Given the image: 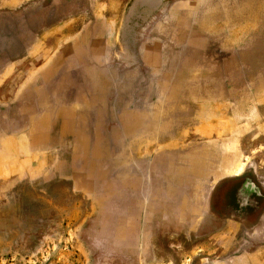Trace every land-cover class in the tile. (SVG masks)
Returning <instances> with one entry per match:
<instances>
[{"label":"rangeland","instance_id":"rangeland-1","mask_svg":"<svg viewBox=\"0 0 264 264\" xmlns=\"http://www.w3.org/2000/svg\"><path fill=\"white\" fill-rule=\"evenodd\" d=\"M41 1L44 4L47 2L11 0L10 7L0 3V15L5 18L7 25L10 21L11 32L20 30L28 33L26 37L32 32V39H36L32 56H28L21 67L32 69L36 64L50 62L32 76L31 86L11 105L10 121L2 114L3 106L0 105V128L7 130L8 123L12 127L16 120L21 124L27 121V129L35 136H43L44 140L47 138L48 145L50 140L45 135L51 133L55 126L58 125L69 136L73 129L74 136L70 139L80 147L74 151L72 160L75 182L82 187L84 172L85 175L87 172L91 176H99L98 168L95 167L99 156L108 157L113 151L122 156L130 139L134 140L136 136L139 139L145 132L154 137L157 127L173 126L192 114L196 120L213 128L215 134L210 139L197 141L196 151L189 152L187 163L194 168L188 167V174L202 171L206 177L205 172L214 174L218 164L220 177L226 174L220 180H225L235 176V169L223 171V167L244 163L241 170L245 176L243 179L255 188L261 185L260 182L264 184V0H200L202 7L196 21L189 23V31L182 28L178 15H171L164 24L165 30L172 31L168 41L173 46L183 48L165 52L159 58L151 54L141 62L136 58L138 70L131 69L137 68V64L120 68L118 63H127L124 56L109 55L106 62L114 64L112 71L110 67L95 65H100L98 54L103 41L100 40L101 29L98 24L92 23L90 28L87 26L83 29L81 16L86 15L87 20L95 16L90 14L94 8L87 7V0H52L48 7L42 5ZM84 3L89 8V14L82 11ZM90 3L93 4V0ZM107 14H111L110 11ZM67 48L69 52L60 55ZM114 49L112 46L111 50ZM55 54L58 57L51 60ZM25 73L18 71L12 79H18L21 74L22 79ZM110 77L123 81L113 92L111 88L108 90L109 83H113ZM155 81L161 84L152 88L161 94L159 96L163 93L167 101L165 110L159 114L158 123L159 111L155 104L159 101H154L149 112L151 115L147 117L140 114L134 123L126 127L127 135L105 134L100 138L103 146H99L97 141L101 125H105L108 120H115L114 111L118 107L125 111L130 108L127 99L123 100L121 94L126 95L132 86L138 91H149L152 88L148 82L152 85ZM115 90L120 98L111 101L109 95ZM86 95H90L92 107L102 106L103 113L94 115L91 112L90 118L89 113L87 119L83 117ZM44 96L53 102L55 109L59 108L60 111L63 108L62 114L53 117L50 122L41 119L37 110L38 102H42ZM201 99L203 104H200ZM138 100L134 106H151L143 105ZM70 101L76 108L73 116L66 110ZM43 104V110L50 112V106H45L44 101ZM30 115H35L39 123H33ZM130 119L127 116L122 118V122L126 123ZM94 138L97 139V145L90 144V148L85 151L90 154L88 156L82 147ZM141 138L146 137L143 135ZM183 138L178 137L180 140ZM216 147L218 151L212 152L211 149ZM130 164L117 170L125 174L131 171V175H140L142 169L146 170L140 156ZM113 165H116L115 162ZM24 176L8 178L0 171V264H152L148 262L149 257L145 256H142L145 262H120L122 259H132L130 256L121 257L124 251L141 254L145 249L138 247L126 250L122 248V242L116 243V222L122 217L110 215L109 209L100 207L98 191L86 193L77 186L72 188L70 180L61 177L54 182L38 184ZM31 176L34 178V175ZM221 184L227 185L226 182ZM262 199L264 195L259 205ZM257 230L261 232L260 235L264 233V217ZM102 238L109 239L108 244L111 246L104 247L106 242H101ZM235 238L243 239L242 232ZM206 239L208 237H204ZM194 240L195 237L187 236L186 252L183 251L184 256L180 258L182 261L171 264H198L200 257L194 252ZM240 241L243 244V240ZM101 243H104L103 246ZM114 244H118V247ZM257 251L256 255L263 254L262 250Z\"/></svg>","mask_w":264,"mask_h":264},{"label":"crops","instance_id":"crops-1","mask_svg":"<svg viewBox=\"0 0 264 264\" xmlns=\"http://www.w3.org/2000/svg\"><path fill=\"white\" fill-rule=\"evenodd\" d=\"M47 2L45 4L42 2V5L48 7L52 0H47ZM90 2L91 0L85 1L86 5L88 4L87 7L94 8L90 14L95 16L88 17V20L86 15L81 16L83 17V29L92 23L100 26V40L103 41V44L98 54L100 65H95L100 68L110 67L112 71L114 64L108 63L106 60L109 55L125 54L120 47L121 20L125 9L130 8L132 4L134 5L135 0H93V4ZM0 3L10 7L11 0H0ZM85 3L82 11L89 14V8L85 7ZM137 3L138 10L151 6V4L140 2V0ZM165 6L150 20L138 38L137 50L133 56L135 59L138 58L139 62L151 54L159 58L165 52L183 48L184 46H173L168 41L172 37V31L165 30L164 24L166 20L172 17L171 15L173 17L178 15L177 19L182 21V28L189 31L191 29L189 23L196 21L195 18L202 7V2L200 0H174ZM109 11L111 14H107ZM0 28L2 29L0 30V105L3 106L2 114L6 115L10 121L12 118L9 111L11 105L15 104L24 90L31 86L32 76H35L42 67L48 66L50 62L36 64L32 69H23L21 67L23 62L28 56H32L36 46V39L31 37L33 33L29 32V37H26L28 33H23L20 30L12 33L10 21L7 25L5 18L1 15ZM112 46L115 48L114 50H111ZM66 52H69V48L65 49V52L61 51L60 55H64ZM57 57L58 54H55L51 60ZM114 60L112 59V62H115ZM124 64L121 65L120 62L115 65L120 68H128L137 64V68L132 67L131 69L138 70V63L135 60ZM18 71H25L26 73L22 79H20L22 74L18 79H12ZM111 79H113V83H109L108 90L111 88L110 91L113 92V89L121 86L123 81L119 82L110 77V81ZM148 83L146 84L149 87L157 88L160 81H155L154 84L151 83L152 85L150 82ZM153 88L149 91H138L132 86V90L126 95L121 94V98L124 96L123 100L127 99L130 108L125 111L118 107L114 111L115 120H108L105 125H101L99 141H97L99 146H103L100 138H103L105 134L106 136H113V134L117 136V133L127 135L126 127L128 124L134 123L140 114L147 117L149 114L151 115L149 112L153 107L152 105L155 104L154 101H159L155 104L159 111L156 121L158 123L159 114L165 110L167 101H165L163 93L162 96H159L161 94L157 90L155 92ZM117 98L120 96L116 94V90L115 93H110L109 99L111 101ZM90 100V95H86V103L83 108L85 113L83 117L86 119L88 113V117H91V112L94 115L103 113L102 106L92 107ZM137 100L143 105L151 106H134ZM37 101L35 100V102ZM43 101L45 106H50V112L46 109L43 110ZM203 103L201 99L200 104ZM38 104L37 110H39L40 117L47 119V122L53 121V117H59L63 112V108L60 111L59 108L55 109L53 102H49L47 96H44L42 102L39 101ZM66 110L73 116L76 111L73 101H70V104L67 103ZM104 112L106 113V111ZM127 116H130L131 119L123 123L122 118H127ZM29 117L33 123L35 121L39 123L35 119V115ZM150 118L152 119V117ZM55 122L57 123L56 119ZM13 123L12 127L10 122L8 123L7 130L0 128V171L3 176L11 178L25 175L24 177L29 178L27 180L38 184L54 182L58 177H61L70 180L73 184L72 188L77 186L78 189L86 193L98 191L102 203L99 202L100 207L104 206L109 209L108 214L110 215L122 217L116 222V243L122 242V248L126 250L127 248L138 247L145 249L141 254L124 251V255L120 256L123 258L130 256L132 259H122L120 260L121 263L145 262L142 260V256L149 257L148 262L152 264L180 263L182 261L181 256H184L183 251L186 252V239L189 236L190 238L195 237L196 240L193 248L200 257L198 264H264V233L260 235L261 232L257 230L262 225L264 203L259 214L253 215L248 212L247 217L243 218V222L229 216L224 219L214 218L210 209L211 194L216 183L226 174L223 173L220 177V173L217 171L218 164H216L214 174L213 172L210 174L208 171L205 172L206 177L202 171L200 173L194 172L193 175L187 172L188 167L194 168L190 163L188 166L187 157L190 151H196V142L210 139L215 134L213 128L196 120L194 115L191 114L183 121L179 120L173 126L157 127V132L153 134L154 137H150L151 134L145 132L138 137L139 139H136V136L134 140H127L129 143L122 156L118 155L116 151L105 158L99 156L95 165L98 168L99 176H91L87 172L85 175L84 172L82 187L75 182L74 161L72 160L74 151L80 147L79 144H74L73 140L70 139L74 136L73 129H71L69 136L58 125L55 126L51 133L45 135L50 140V145H48L47 138L44 140L43 136H35L31 130L27 129L29 128L27 121H23L21 124L20 121L16 120ZM73 126L74 123L70 127ZM143 135L146 138L142 139ZM181 136L184 138L178 139ZM162 138L163 140H161ZM96 140L94 138L93 141L82 147L86 155L90 156L85 151L90 148V144L97 145ZM44 141L45 144H43ZM211 151H218V148L211 149ZM139 156L146 166L145 171L142 169V174L131 175V171L125 174L117 170L118 167L122 169L131 162L137 161ZM114 162L116 165H113ZM243 165L245 164H230L222 169L223 171L235 169L233 174L237 175L243 170ZM44 168L47 169L45 172ZM112 168H114L113 173ZM31 175H34V178ZM260 184L264 185L263 182ZM120 207L122 211H120ZM112 208L114 210H110ZM145 217L146 221L144 220ZM240 232L243 234V239L235 238ZM204 237H208V239L204 240ZM240 240H243V244ZM100 241L106 242L104 247L111 246L108 244L109 239L102 238ZM101 244L103 246L104 243ZM114 245L118 247V244ZM257 250H262L263 254L256 255ZM199 253L205 254L199 255Z\"/></svg>","mask_w":264,"mask_h":264},{"label":"flooded vegetation","instance_id":"flooded-vegetation-1","mask_svg":"<svg viewBox=\"0 0 264 264\" xmlns=\"http://www.w3.org/2000/svg\"><path fill=\"white\" fill-rule=\"evenodd\" d=\"M137 6L138 3L134 2V5L125 9L121 20L120 47L125 54L120 56H124L126 62L135 60L133 53L137 50L138 38L142 31L150 20L166 7L164 5L153 9L149 6L138 10ZM240 174L220 180L214 186L210 198V209L214 218L224 219L229 216L243 222L248 212L256 215L261 210L264 199L261 205L259 203L264 195V187L259 185L255 188L243 179L245 176L242 172ZM223 182L227 185L221 184Z\"/></svg>","mask_w":264,"mask_h":264},{"label":"water","instance_id":"water-1","mask_svg":"<svg viewBox=\"0 0 264 264\" xmlns=\"http://www.w3.org/2000/svg\"><path fill=\"white\" fill-rule=\"evenodd\" d=\"M170 1H174V0H140V2L151 4V7H153V9H158L166 5ZM135 2L137 3L138 0H135Z\"/></svg>","mask_w":264,"mask_h":264}]
</instances>
